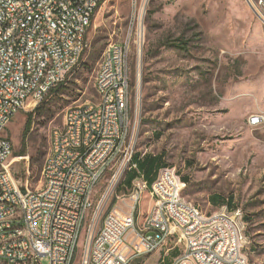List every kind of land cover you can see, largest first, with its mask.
<instances>
[{
    "label": "built area",
    "instance_id": "built-area-1",
    "mask_svg": "<svg viewBox=\"0 0 264 264\" xmlns=\"http://www.w3.org/2000/svg\"><path fill=\"white\" fill-rule=\"evenodd\" d=\"M103 0H1L0 50V254L4 264H74L83 235L80 264H132L167 250H183L172 264H248L242 253L246 242L240 209L223 207L208 215L183 196L186 184L171 168L161 169L150 188L134 162L138 117L130 96L131 35L112 43L102 56L96 77V106L69 107L61 129L52 132L50 152L42 169L41 185L30 190L20 185L10 159L11 139L6 131L22 111H33L52 96L68 75L78 69L87 48L86 34ZM30 8L39 9L33 23H25ZM73 22L75 36L65 33ZM140 22V19H139ZM22 27L23 36L10 40ZM81 40L78 51L68 43ZM137 62L143 42L138 34ZM10 45H20L19 55H9ZM45 81V88H37ZM253 127L264 124V115L248 119ZM84 146L85 154L76 155ZM124 154V163L110 167V159ZM137 177L123 194L117 190L130 172ZM12 176V184H4ZM150 191L152 205L137 224L139 203ZM90 215V226H83ZM102 219V224L99 223ZM175 242L174 248H167Z\"/></svg>",
    "mask_w": 264,
    "mask_h": 264
},
{
    "label": "rangeland",
    "instance_id": "rangeland-1",
    "mask_svg": "<svg viewBox=\"0 0 264 264\" xmlns=\"http://www.w3.org/2000/svg\"><path fill=\"white\" fill-rule=\"evenodd\" d=\"M139 33L143 46L137 62ZM129 35L131 107L139 122L136 154L163 155L186 179L184 197L208 215L231 198L227 209H240L245 224L246 262L264 264V124H248L252 115H264V0H106L87 31L80 67L57 94L20 112L9 125L14 176L21 186L28 180L30 190L40 187L53 130L62 128L69 107L98 101L102 56ZM129 187L124 182L117 193ZM149 192L139 205L144 216L152 205ZM83 244L82 235L74 264H80ZM182 250L180 245L163 250L159 261L149 255L132 264H172Z\"/></svg>",
    "mask_w": 264,
    "mask_h": 264
},
{
    "label": "bare ground",
    "instance_id": "bare-ground-1",
    "mask_svg": "<svg viewBox=\"0 0 264 264\" xmlns=\"http://www.w3.org/2000/svg\"><path fill=\"white\" fill-rule=\"evenodd\" d=\"M106 0H103V3ZM172 3H177L179 0H168ZM1 2V0H0ZM53 3H63V0H53ZM36 17H39V9L38 8H30L27 10V14L25 15V23H33L36 20ZM65 33L68 36H75V28L73 27V22H65ZM23 36L22 27H15L14 31L10 32V40H18ZM140 38V33H139ZM81 48V40H74L73 42L68 43V51H78ZM20 54V45H10L9 47V55H19ZM4 62V54L3 51L0 50V73L1 67ZM37 88H45V81H37ZM102 102V93H98V101L96 103H85L81 104V107H89L96 106L98 103ZM248 124L253 127L252 122L248 120ZM84 149V151H81ZM85 154L84 146L76 147V155ZM124 163V154H117L116 157L110 159V167L118 168L120 164ZM4 184H12V176H4ZM140 205V203H139ZM0 220H3V213H0ZM83 226H90V215H83ZM78 251L72 252V260L75 261V257ZM82 261V255L80 258ZM0 264H4V257L0 254Z\"/></svg>",
    "mask_w": 264,
    "mask_h": 264
},
{
    "label": "trees",
    "instance_id": "trees-1",
    "mask_svg": "<svg viewBox=\"0 0 264 264\" xmlns=\"http://www.w3.org/2000/svg\"><path fill=\"white\" fill-rule=\"evenodd\" d=\"M59 92V89L56 88L52 91V95L53 94H57ZM32 114H30V118L29 120H32ZM30 125L31 122L29 121V123L26 124L25 128H24V133H23V142L25 140L26 134L28 133V131L30 130ZM158 135V134H157ZM164 156L163 155H152V154H146L143 157H141L139 154H135L134 156V162L137 164L138 167V171L143 174L144 178L147 180L149 186H151L154 183V177L157 176L158 172L161 169L164 168H170L168 167L165 163H164ZM137 177V173L132 171L128 174L125 182L127 184H131V182ZM182 181L186 184V179L185 178H181ZM183 196H184V191H183ZM213 199H217L220 202H223V199H221V197L214 195L213 197H211ZM232 199L229 198L228 199V205L225 206L228 208V206H231L232 204ZM224 207V206H223ZM236 209H231L230 211H234ZM165 261L160 262L159 264H164Z\"/></svg>",
    "mask_w": 264,
    "mask_h": 264
},
{
    "label": "crops",
    "instance_id": "crops-1",
    "mask_svg": "<svg viewBox=\"0 0 264 264\" xmlns=\"http://www.w3.org/2000/svg\"><path fill=\"white\" fill-rule=\"evenodd\" d=\"M143 220H144V218H143V216H142V214H141V215H139V216L137 217L136 222H137V224L139 225V224H142V223H143ZM161 252H164V251H161ZM161 252L155 253V254H153L151 257H155L156 260L159 261L160 258H162V257H161ZM166 252H167V250H166Z\"/></svg>",
    "mask_w": 264,
    "mask_h": 264
}]
</instances>
